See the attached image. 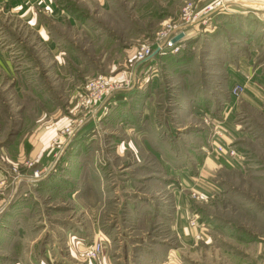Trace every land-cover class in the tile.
<instances>
[{
	"label": "rangeland",
	"instance_id": "rangeland-1",
	"mask_svg": "<svg viewBox=\"0 0 264 264\" xmlns=\"http://www.w3.org/2000/svg\"><path fill=\"white\" fill-rule=\"evenodd\" d=\"M105 1L62 0L90 20L57 23V52L0 5V264H264V101L244 102L237 68L264 79V31L243 20L262 4L215 12L139 64L186 0ZM216 133L243 164L225 157L205 175L214 191H184L183 239L177 195Z\"/></svg>",
	"mask_w": 264,
	"mask_h": 264
},
{
	"label": "crops",
	"instance_id": "crops-1",
	"mask_svg": "<svg viewBox=\"0 0 264 264\" xmlns=\"http://www.w3.org/2000/svg\"><path fill=\"white\" fill-rule=\"evenodd\" d=\"M249 1L256 2L254 0H248V2ZM106 2L107 1L104 0L103 6L106 5ZM228 4H230L231 6L228 5L229 7L227 8V11H231L232 13L233 11H236L235 6L241 7L245 3L242 4L241 2L234 0L233 2L229 1ZM0 5L3 6L11 16L17 18L20 21H23L24 24L30 27L34 31V33L37 34L39 39L47 45L50 52L59 51L57 47L58 45L60 46L63 43L62 40H57V35L59 34V32L56 30V28H54L57 23L63 22L64 24H67L68 27H76L77 29H79V23L85 24L86 20H90V18L81 19L76 17L72 9H70L72 10L70 11L68 8H65L62 0H0ZM259 5L261 6V3H259ZM244 6L249 7L248 4H245ZM262 6L263 7L261 8L264 9V4ZM261 8H252L254 10L250 11L247 10V12H249V15L245 16V18L243 19L247 22H250L247 27H250V30H253V35L256 34V31L257 33H259L260 29L264 31V12L263 10H261ZM243 9L244 8L242 7L241 13L245 14L246 10ZM251 20L256 21V23H254L256 24V26L253 25ZM9 57L10 54H8L6 51L0 50V69L7 71L12 70V66L10 63L11 58ZM237 68L238 76L240 77V83L241 85L245 86V93L242 95V99L244 100V102L247 101L253 106H255L257 102L262 103L264 101V96L261 91V82L259 80H262L263 83L264 79L260 78L259 72L257 73L252 65L242 58L239 59ZM233 70L236 71L235 68ZM231 103H233V108L238 106V103H235L233 101H231ZM229 122L231 121H227L226 125H228V127L232 129V133L235 134V130L230 126ZM231 123L234 124L233 122ZM222 143L224 145L226 144L225 146H229L227 144L231 143V140L228 135L224 136ZM223 158L225 157H218L215 153V148H213V152L207 155L203 166L200 170H198V175L192 176L189 179L185 178L184 186H182L180 192L178 191L179 193L177 196L179 197V200L178 207L176 208L177 211L175 212L176 226L178 227V230L181 231L180 235L183 237V239L188 238L189 240H192L190 236L186 237L187 234L190 235V231H188V228L183 222L188 212L185 209L190 207L188 199H185L187 196L184 191L188 188L198 193L203 190L207 193L214 191V189L210 187V184L207 183L208 178L205 175L211 176L216 170H219L221 162L225 161L223 160ZM238 166L241 167L242 165L238 164ZM182 233L184 234V236L182 235ZM191 233L193 237L197 234L195 229H191ZM101 236H103L102 233L97 232L95 239Z\"/></svg>",
	"mask_w": 264,
	"mask_h": 264
},
{
	"label": "built area",
	"instance_id": "built-area-1",
	"mask_svg": "<svg viewBox=\"0 0 264 264\" xmlns=\"http://www.w3.org/2000/svg\"><path fill=\"white\" fill-rule=\"evenodd\" d=\"M258 3H264V0H254ZM201 0H186L184 5L182 6L180 19L182 20L181 25H172L168 24L167 29L160 32L157 35V41H162L163 45L159 46L157 50L154 52L151 46L145 44L139 47L137 50V60L138 63H145L150 60L154 55L157 54L162 47L165 49H172V52L178 51L179 43L184 41L187 37V28L194 26L200 23H206L208 21V17L215 12L227 10L228 5L227 2L223 0H210L207 4L200 6ZM229 3V2H228ZM179 34H183V37L177 42L173 43V39ZM154 52V53H153ZM103 86L98 87V91L101 93ZM243 92V88L241 86H236L232 90V94L235 96H239ZM218 134V142L214 143L215 145V153L219 157L229 158L235 164L242 165L243 164V156L242 154L234 147L225 146L220 142L222 138V134ZM193 197L198 198V196L193 194ZM193 225V224H192ZM104 252V245L102 240L96 241L90 248L88 255L93 256L94 259L100 260ZM99 264H103V261Z\"/></svg>",
	"mask_w": 264,
	"mask_h": 264
},
{
	"label": "water",
	"instance_id": "water-1",
	"mask_svg": "<svg viewBox=\"0 0 264 264\" xmlns=\"http://www.w3.org/2000/svg\"><path fill=\"white\" fill-rule=\"evenodd\" d=\"M183 37V34H179L173 39V43H177L181 38Z\"/></svg>",
	"mask_w": 264,
	"mask_h": 264
},
{
	"label": "bare ground",
	"instance_id": "bare-ground-1",
	"mask_svg": "<svg viewBox=\"0 0 264 264\" xmlns=\"http://www.w3.org/2000/svg\"><path fill=\"white\" fill-rule=\"evenodd\" d=\"M239 1L242 2V3H245V4H246V3H247V4H249V3H250V4H251V3H252V4H256V3L259 4L258 2H248V1H245V0H239ZM245 4H244V5H245ZM261 4L263 5L264 3H261ZM253 6H254V5H253Z\"/></svg>",
	"mask_w": 264,
	"mask_h": 264
}]
</instances>
